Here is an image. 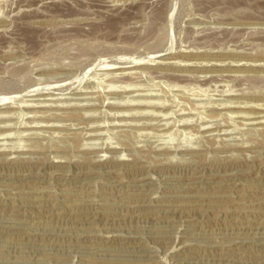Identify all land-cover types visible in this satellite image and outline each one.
I'll list each match as a JSON object with an SVG mask.
<instances>
[{
    "label": "rangeland",
    "instance_id": "374dc122",
    "mask_svg": "<svg viewBox=\"0 0 264 264\" xmlns=\"http://www.w3.org/2000/svg\"><path fill=\"white\" fill-rule=\"evenodd\" d=\"M263 146L264 0H0V264H264Z\"/></svg>",
    "mask_w": 264,
    "mask_h": 264
},
{
    "label": "bare ground",
    "instance_id": "6f19581e",
    "mask_svg": "<svg viewBox=\"0 0 264 264\" xmlns=\"http://www.w3.org/2000/svg\"><path fill=\"white\" fill-rule=\"evenodd\" d=\"M167 51V50H166ZM115 64V63H114ZM148 64H150V63H148ZM115 68H117V67H115V66H111V68L110 69H115ZM246 102V101H245ZM136 106V105H135ZM246 107V106H245ZM251 112V111H250ZM253 146V145H252ZM264 147V146H263ZM225 166V165H224ZM227 166V165H226ZM220 185V184H219ZM261 194V193H260Z\"/></svg>",
    "mask_w": 264,
    "mask_h": 264
}]
</instances>
